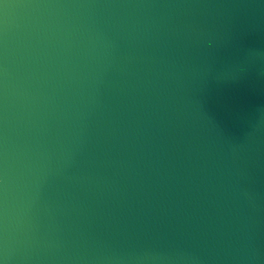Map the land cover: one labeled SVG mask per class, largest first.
<instances>
[{
	"label": "water",
	"instance_id": "obj_1",
	"mask_svg": "<svg viewBox=\"0 0 264 264\" xmlns=\"http://www.w3.org/2000/svg\"><path fill=\"white\" fill-rule=\"evenodd\" d=\"M0 264H264V0H0Z\"/></svg>",
	"mask_w": 264,
	"mask_h": 264
}]
</instances>
